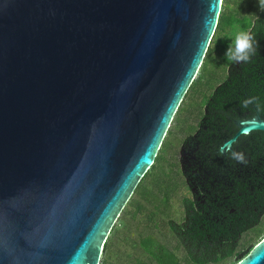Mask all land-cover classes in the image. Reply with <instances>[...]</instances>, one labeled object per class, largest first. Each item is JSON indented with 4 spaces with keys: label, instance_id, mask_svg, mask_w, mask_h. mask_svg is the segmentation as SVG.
I'll list each match as a JSON object with an SVG mask.
<instances>
[{
    "label": "water",
    "instance_id": "water-1",
    "mask_svg": "<svg viewBox=\"0 0 264 264\" xmlns=\"http://www.w3.org/2000/svg\"><path fill=\"white\" fill-rule=\"evenodd\" d=\"M219 0H0V264H99L202 66ZM264 133L259 117L234 122ZM235 264H264V237Z\"/></svg>",
    "mask_w": 264,
    "mask_h": 264
},
{
    "label": "trees",
    "instance_id": "trees-1",
    "mask_svg": "<svg viewBox=\"0 0 264 264\" xmlns=\"http://www.w3.org/2000/svg\"><path fill=\"white\" fill-rule=\"evenodd\" d=\"M230 1L223 0L216 30L202 65L215 52L219 53L224 63H230L226 52L234 39L232 34L235 26H239L242 30L250 29L259 46L249 62L241 63L238 70L228 73L234 74L232 76L244 74L252 75L255 79L264 78V11L259 8L257 15H249L251 17L247 19L235 7L234 14L229 18ZM198 77L193 80L187 93L197 84ZM223 80L212 88L208 96L203 97L206 112L197 123L194 133L182 142L181 174L186 179L187 188H196L199 198L183 199L180 223L172 220L167 223L183 257L179 258L175 251L149 235L139 238L136 243L155 264H235L242 253L237 249L243 235L252 233V238L257 239L255 242L264 237L261 224L264 215V133L253 131L240 135L233 144L235 155L230 158L228 154L223 157L218 152L223 142L236 131L233 121L243 119L245 100L255 97V102L247 108L255 105L264 110V91L256 92V88H252L243 95L244 91L232 88L231 81L235 78L230 77L228 81L225 74ZM252 139H256L255 142ZM241 156L244 162H240ZM159 161L160 154H157L153 165L125 206L135 208L132 218L142 213L144 204L158 203L164 209L169 207L168 201L176 186L170 183L165 173H162L164 178H157L151 188L145 185L148 178L163 172ZM116 229V226L112 228L106 239L99 264H112ZM234 257L235 261H231Z\"/></svg>",
    "mask_w": 264,
    "mask_h": 264
},
{
    "label": "rangeland",
    "instance_id": "rangeland-1",
    "mask_svg": "<svg viewBox=\"0 0 264 264\" xmlns=\"http://www.w3.org/2000/svg\"><path fill=\"white\" fill-rule=\"evenodd\" d=\"M229 4V18L234 14L235 7L239 9L241 14H244V18L255 16L259 12L258 0H231ZM235 32L232 34L233 37ZM218 54V52L212 53L199 69L195 78L197 79L199 75V81L184 97L163 139L158 151L161 158L159 164L163 172H158L160 175L157 174L155 179L150 177L145 182V185H149L151 188L157 178H164L162 173L169 177L170 183H174L176 186L170 195L169 207L164 209L158 203L144 204L145 209L135 218H132L135 208L125 207L126 209L121 212L112 227L115 228L116 226L117 228L113 237L112 264H135L136 262L155 264L136 244L139 238L147 235L154 237L168 249L175 251L179 258L183 257L181 249L176 247L175 238L170 233L167 223L169 220L180 223L183 216L182 200L191 199L190 190L187 188L180 170V152L184 139L192 135L196 129L202 114L203 97L208 96L212 88L225 77L228 64L224 63ZM261 224L264 228V215L261 218ZM252 237V233L242 236L237 249L240 253L242 252L241 255H245L246 250L257 244L255 242L257 239ZM235 259L234 257L231 261H235Z\"/></svg>",
    "mask_w": 264,
    "mask_h": 264
},
{
    "label": "flooded vegetation",
    "instance_id": "flooded-vegetation-1",
    "mask_svg": "<svg viewBox=\"0 0 264 264\" xmlns=\"http://www.w3.org/2000/svg\"><path fill=\"white\" fill-rule=\"evenodd\" d=\"M239 66H240V64L239 63H232V62H230V63H228V65L226 66V77H227V79H228V81H230L229 80V78L231 77V78H235V80L234 81H231L232 82V84L234 85H232V88H238L239 90H242V91H244V94L243 95H246L245 93H247V92H250L251 90H252V88H256V92H258L259 90L261 91V90H263L264 91V78H257V79H255L252 75H244V74H242V75H238V76H232V75H234V74H229L228 73V71H230V70H232V71H234L235 72V70H238L239 69ZM224 80H222L220 83H222ZM231 82H230V84H231ZM219 83V82H218ZM217 83V86L220 84H218ZM206 112V109H205V107L203 106V109H202V114H201V117H200V119L202 118V116H203V114ZM249 115H251L250 117H248V118H244L245 116H249ZM242 117H243V119H241V120H249V119H252V118H254V117H259L261 120H263L264 121V110L263 109H261L260 107H258V106H255V105H251L250 107H244V110H243V113H242ZM199 119V120H200ZM235 121H239V120H234L233 121V124H234V122ZM199 122V121H198ZM235 126V125H234ZM235 129H236V131H235V133L229 138V139H231L235 134H236V132H237V128L235 127ZM253 132V131H252ZM255 132V131H254ZM258 132V131H257ZM261 133V132H260ZM239 137V136H238ZM237 137V138H238ZM237 138H236V140L234 141V142H236L237 141ZM228 139V140H229ZM228 140H226V141H228ZM256 140V139H255ZM255 140H251L252 142H255ZM225 141V142H226ZM234 142L232 143V145H231V149L229 150V151H227L226 152V154H221V156H223V157H226L227 156V154H228V158H230L231 156H234L235 155V149L236 148H234ZM224 143V142H223ZM223 145V144H222ZM221 145V146H222ZM219 150V149H218ZM181 151H182V149H181ZM219 152V151H218ZM180 155H182L181 154V152H180ZM180 166H181V168H182V163H181V160H180ZM183 178H184V176H183ZM184 180H186L185 178H184ZM186 182V181H185ZM189 190H190V193H191V200H194V197H196L195 199H199L196 195H197V193H196V188H193V189H190L189 188Z\"/></svg>",
    "mask_w": 264,
    "mask_h": 264
},
{
    "label": "clouds",
    "instance_id": "clouds-1",
    "mask_svg": "<svg viewBox=\"0 0 264 264\" xmlns=\"http://www.w3.org/2000/svg\"><path fill=\"white\" fill-rule=\"evenodd\" d=\"M219 3L222 5L223 0H219ZM259 8L264 11V0H258ZM258 19V17H256ZM236 27V32L234 34V39L227 49L226 57L228 61L232 63H247L250 61L251 57L256 54L258 49V42L255 39L254 34L251 30H242L239 29V26ZM256 100L255 97L249 98L244 101V106L247 107L249 104L254 103ZM240 162L243 161V157H239Z\"/></svg>",
    "mask_w": 264,
    "mask_h": 264
}]
</instances>
